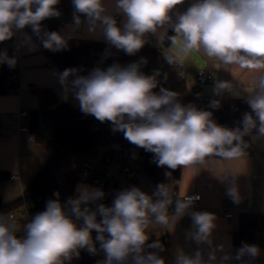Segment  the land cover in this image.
Instances as JSON below:
<instances>
[{
  "label": "clouds",
  "instance_id": "clouds-1",
  "mask_svg": "<svg viewBox=\"0 0 264 264\" xmlns=\"http://www.w3.org/2000/svg\"><path fill=\"white\" fill-rule=\"evenodd\" d=\"M184 3L114 0L109 10L106 0H72L70 27L73 33L82 27L88 35L99 33L110 46L130 56L148 43L150 35L158 44L166 40L162 55L170 66H183L195 52L225 67L258 73L254 87L245 88L251 113L243 115L242 130L219 125L211 111L181 104L175 91L164 87L154 91L160 72L144 74L141 67L148 62L144 57L127 66L113 63L106 69L96 67L86 76L79 75L77 68L59 74L65 100L71 93L82 113L102 123L111 122L113 132H122L131 144L153 153L157 166L172 170L204 164L212 156L224 160L242 157L248 147L245 135L256 130L264 136V0H193L185 10L177 11V6ZM59 4L60 0H0V43L30 26L45 49H67L71 35L42 28V21L61 16ZM27 41L30 43L31 37ZM4 63L11 68L16 59L7 51L0 52V64ZM225 91L239 97L231 82L216 81L215 94ZM210 107L218 109L220 101H211ZM76 191L78 195L64 203L54 192L57 198L48 200L45 210L23 225V235L15 223L0 220V264H67L79 257L82 249L97 254V243L105 255L101 264H165L157 252L146 251H163L159 240L148 243L147 230L150 224H157L167 226L171 232L188 213L193 223L189 236L198 245L207 244L210 251L206 259L200 250L191 255L178 251L175 264H229L233 259L243 261L245 256L260 254L256 245L247 243L237 249L234 257L226 252L225 245L214 246L215 214L190 212L199 197L186 192L180 196L169 185H158L152 195L135 186L121 190L111 206L96 204L105 196L99 188L78 185ZM227 194L239 202L235 187H230ZM218 253H223L219 259Z\"/></svg>",
  "mask_w": 264,
  "mask_h": 264
},
{
  "label": "crops",
  "instance_id": "crops-1",
  "mask_svg": "<svg viewBox=\"0 0 264 264\" xmlns=\"http://www.w3.org/2000/svg\"><path fill=\"white\" fill-rule=\"evenodd\" d=\"M106 4L111 10L114 7V0H106ZM119 22L123 18L117 15ZM72 23L60 25L58 32L71 35L68 41L94 40L103 41L104 38L97 33L96 36L88 35L82 29L75 33L70 27ZM31 37V42L27 41ZM148 42L161 50H166L163 44H158L155 36H149ZM44 48V47H43ZM40 47L38 40L34 37L31 27L16 32L12 39L0 43V52L7 51L9 57L16 59L19 69V89L11 91L6 95H0V171L6 172L9 178L0 184V194L2 199L13 202L20 199L41 167L47 162L51 152L44 149L29 135L21 131L23 125L22 112H30L38 106V97L32 92L33 87L51 88L57 95L59 101H70L76 106L79 102L68 93L65 100L63 86L59 82L61 70L52 64L46 52ZM3 64H0V68ZM214 66H218V69ZM187 84V95L195 96L194 86L196 74L200 71L213 76V83H207L202 95L210 99L235 98L247 99L249 93L245 88L254 87V81L258 73L247 69H240L237 66H227L205 57L202 53H192L185 60L183 66ZM216 81H227L233 84L234 92L239 93V97L233 93L225 91L222 95H216L214 84ZM198 101L188 102L197 104ZM253 142V153L250 156H242L232 160L222 158H208L204 164L189 167L186 170L181 167L178 177H171L169 186L178 184V193L182 196L186 194H200L202 196L199 204L192 206L191 211H206L215 214L216 228L213 231V245H225L226 252L235 256L233 233L239 227V218L242 213L264 214V136L258 134L251 135ZM108 148L101 152V160ZM116 194L124 189L133 186L140 188L145 193L151 195L155 192L157 185L149 180L144 174H140L139 180L133 182L130 176L120 171H115ZM118 173V174H117ZM235 176H232V174ZM78 185H87L92 188H100L85 182ZM77 185V186H78ZM230 187H235L239 194V202L227 194ZM77 189V187H76ZM103 191V190H102ZM77 191H75V194ZM115 194V196H116ZM75 196V195H74ZM106 206H111L115 198ZM102 203V200L97 201ZM170 212L172 211L169 210ZM230 212L231 218L226 214ZM11 220L8 215L1 216L5 222L24 223ZM30 219V218H29ZM19 234L23 235V227L17 225ZM193 230V223L190 213L185 214L175 224L174 230L169 232V228L164 225L150 224L147 232L151 243L159 240L163 246V251L158 249V255L165 260V264H175L178 251L191 255L200 250L205 259L210 251L207 244L198 245L189 233ZM168 238L169 243L165 241ZM259 239L264 241V232H259ZM260 254L258 264H264V243L259 245ZM218 259L223 253H218ZM229 264H235V259Z\"/></svg>",
  "mask_w": 264,
  "mask_h": 264
},
{
  "label": "trees",
  "instance_id": "trees-1",
  "mask_svg": "<svg viewBox=\"0 0 264 264\" xmlns=\"http://www.w3.org/2000/svg\"><path fill=\"white\" fill-rule=\"evenodd\" d=\"M193 0H185V3L177 6V11L185 10ZM66 12L74 11L72 0H60L58 5ZM56 21H42L45 31H57ZM169 35L172 34L169 30ZM34 37L40 39L33 33ZM167 47V41L163 43ZM52 64L57 66L61 72L67 68L79 69V75L86 76L97 64L104 65L105 69L113 63L127 66L137 62L141 57L147 58V64L141 67L146 75H152L155 71L160 72L159 84L154 91L158 92L160 87L177 92L181 104L198 101L201 110L210 109L213 113L212 119L219 125L233 129L236 117H242L245 113H251L247 99L222 98L210 99L203 102L201 98L187 95V84L181 66H170L164 61L162 50L152 46L149 42L135 55H127L122 50H117L107 42L94 40L68 41V48L59 52H53L43 48ZM167 76V79L164 77ZM74 77H70L72 79ZM19 89V69L9 67L6 63L0 68V95H6L11 91ZM32 92L38 97V106L29 112V133L33 139L44 149L51 152L47 162L32 178L24 195L13 202H5L0 194V217L14 210L29 207L31 213L36 214L45 210L46 202L56 199L54 192L59 193V200L64 203L69 197H74L76 187L80 182L83 171L82 163L87 159H97L101 154L102 147L110 148L115 144L116 148L124 153L129 159L137 161V168L157 186L169 185L171 177L180 175L181 167L175 170L167 166L159 167L154 162V154L143 148L137 147L127 141L122 132H113L111 122H100L91 115L81 112L80 107L70 101H59L56 93L51 88L33 87ZM213 100L220 101V107L213 109L210 103ZM248 147L244 156L253 153V142L251 135H245ZM210 158H219L212 156ZM74 162L77 166L74 167ZM170 173V175H166ZM9 178L8 173L0 171V184ZM117 192L114 186L105 193L102 203L107 205L111 202ZM171 210V208L169 209ZM259 232H264V214L242 213L239 218V227L233 233V244L236 255L244 243L259 245L264 243L259 239ZM95 238V231L92 233ZM148 243H151L149 240ZM97 254H89L86 249L80 250L79 257H73L67 264H101L105 259L103 251L99 250L97 243ZM155 251L158 249H146ZM258 264V256H245L243 261L235 260V264Z\"/></svg>",
  "mask_w": 264,
  "mask_h": 264
},
{
  "label": "built area",
  "instance_id": "built-area-1",
  "mask_svg": "<svg viewBox=\"0 0 264 264\" xmlns=\"http://www.w3.org/2000/svg\"><path fill=\"white\" fill-rule=\"evenodd\" d=\"M57 8L61 12V16L49 18L46 20L56 21L59 26L73 22V11L66 12L62 10L58 5H57ZM38 42H39L40 47L43 48L41 41L39 40ZM15 67L18 68L17 65H15ZM182 72L184 71L182 70ZM213 81L214 79L212 75L206 73L205 71L198 72L195 77V86H194L195 97L201 98V100L205 103L209 102L210 98L205 95H202V92L204 91L206 84L213 83ZM195 106L198 109L200 108L199 103L195 104ZM207 111H211V110L207 109ZM21 116L23 119V125L21 126V131L27 133L29 135V138L33 139V136L30 135L29 133V126H28L29 125V113L26 111L22 112ZM242 119H243L242 117L235 118L233 129L240 127L242 130ZM254 134H258L256 130H253L252 132L249 133V135H254ZM105 148L106 147L100 148L101 152ZM117 162H121L123 164L120 165ZM76 166H77V163L74 162V167ZM82 166H83L82 167L83 171L81 173L80 182H85V183H89L95 186H99L100 188H102L104 193L109 192L115 186V178H114V175L112 174L113 170L119 169V171L122 172L123 174L130 176L133 182L138 181L139 176L141 174L137 168V161L129 159L124 153L120 152L116 148L115 144H112L110 146L109 150L105 152L101 160L98 161L97 159H87L83 161ZM171 188H172L173 193H178V190H177L178 184L171 186ZM187 195L199 197V199L195 201L194 205L199 204V202L202 199V196L200 194H187ZM18 212L20 214V217L17 221H24L25 223L30 221L29 215L31 211L29 207H23V208L14 210L13 212L9 214L10 219L16 220ZM226 217L231 218L232 214L228 212L226 214ZM165 241L167 243L170 242L168 238H166Z\"/></svg>",
  "mask_w": 264,
  "mask_h": 264
},
{
  "label": "rangeland",
  "instance_id": "rangeland-1",
  "mask_svg": "<svg viewBox=\"0 0 264 264\" xmlns=\"http://www.w3.org/2000/svg\"><path fill=\"white\" fill-rule=\"evenodd\" d=\"M96 67H100V68H102V69H105V67H104V65H102V64H97L96 66H95V68ZM99 157H101V154H100V156ZM117 163H119L120 165H122L123 163H121V162H117ZM115 171H119V169H115V170H113L112 171V174L114 175V178H115V174H116V172ZM118 174V173H117ZM78 195V193H76L75 194V196H77ZM74 196V197H75ZM96 204H99V202H96ZM96 204H92V205H90L92 208H95L96 207ZM36 215V213L35 212H33V213H30V215H29V218H30V220L34 217ZM1 220V219H0ZM17 225H19L20 227H23V225H24V223H16Z\"/></svg>",
  "mask_w": 264,
  "mask_h": 264
}]
</instances>
